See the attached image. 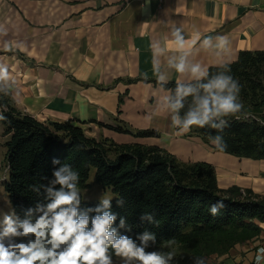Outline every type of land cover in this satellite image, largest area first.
Listing matches in <instances>:
<instances>
[{
	"label": "crops",
	"instance_id": "obj_1",
	"mask_svg": "<svg viewBox=\"0 0 264 264\" xmlns=\"http://www.w3.org/2000/svg\"><path fill=\"white\" fill-rule=\"evenodd\" d=\"M175 28L186 40L199 36L191 61L207 69L228 64L240 51H264V0H0V83L17 108L38 121L74 120L97 140L157 146L180 161L211 164L219 188L264 194V159L216 151L172 127L161 108L169 90L151 82L157 80L153 46L167 45L158 59L168 81L190 79L167 68V59L178 54ZM218 36L227 38L226 46H201ZM97 122H123L158 136L135 137ZM261 228L258 237L204 264H254L264 247V223Z\"/></svg>",
	"mask_w": 264,
	"mask_h": 264
},
{
	"label": "trees",
	"instance_id": "obj_2",
	"mask_svg": "<svg viewBox=\"0 0 264 264\" xmlns=\"http://www.w3.org/2000/svg\"><path fill=\"white\" fill-rule=\"evenodd\" d=\"M225 65L230 69L228 74L241 86L242 111L238 118H227L229 124L222 132L195 126L191 131L216 151L219 150L209 137L219 134L227 143L224 153L264 159V51H240L235 61L209 67V74L223 71ZM151 82L160 86L157 80ZM175 85L176 82L168 81L162 88L170 93ZM186 110L187 105L182 114ZM0 117L3 135L7 137L3 160L8 178L3 188L13 213L20 219L38 203H47L44 186L53 179L55 170L68 163L79 172V189L86 187L93 169L95 181L115 194L111 211L117 214L113 227L118 234L127 235L139 244V234L145 230L155 233L156 243L150 241L146 251L174 250L175 258L170 264H192L194 257L205 260L223 255L261 232L264 194L235 185L219 188L215 169L209 163L183 162L157 146L117 144L107 138L97 140L87 136L74 120L38 121L16 107L9 90L1 83ZM97 124L135 137L158 136L155 130H132L123 122L115 126ZM54 159L60 163L54 164ZM119 198L124 200L123 207L117 206ZM218 200H223L226 207L213 217L209 207ZM98 204L81 198L80 210ZM144 212L153 215V223L141 221ZM120 217L126 220L124 228L119 227ZM173 238L177 243L172 249L163 246Z\"/></svg>",
	"mask_w": 264,
	"mask_h": 264
},
{
	"label": "clouds",
	"instance_id": "obj_3",
	"mask_svg": "<svg viewBox=\"0 0 264 264\" xmlns=\"http://www.w3.org/2000/svg\"><path fill=\"white\" fill-rule=\"evenodd\" d=\"M172 37L178 54L167 59V68L188 74L190 79L188 82L177 80L174 90L163 97L161 108L170 114L172 127L180 133H188L194 126L222 132L229 124L227 118H238L237 114L244 107L239 99V82L228 74L230 69L226 65L223 71L210 75L201 63L189 59L192 47L199 40L198 35L186 40L182 29L175 28ZM213 40L217 41L215 45ZM227 43L223 36L206 37L201 46L220 48ZM166 48L167 45L153 46V71L161 87L168 83V77L161 71L158 57ZM0 75H4L3 69H0ZM186 105L187 110L182 114ZM209 139L220 152L226 150L227 143L222 135ZM53 163L60 161L54 159ZM52 176L53 179L44 186L47 203H38L35 209H28L23 219L14 213L3 215L0 264H113L112 253L120 257L123 264H170L173 261L174 250L146 251L150 241L156 243L153 232L145 230L139 234V244L127 235L118 234V229L113 227L117 214L111 211V199L103 198L97 206L81 211L80 175L68 163L55 170ZM116 203L123 207V198L117 199ZM225 207L223 200H218L209 207V212L215 217ZM93 212L95 215L90 216ZM140 219L153 223V215L149 212H144ZM125 225V218L120 217L119 227ZM176 243L173 238L163 246L172 249ZM192 264H204V260L194 257ZM254 264H264V247L256 251Z\"/></svg>",
	"mask_w": 264,
	"mask_h": 264
},
{
	"label": "rangeland",
	"instance_id": "obj_4",
	"mask_svg": "<svg viewBox=\"0 0 264 264\" xmlns=\"http://www.w3.org/2000/svg\"><path fill=\"white\" fill-rule=\"evenodd\" d=\"M189 135H195V134L194 132L189 131ZM6 138L7 137L3 135V126L0 123V221H2L4 214H13V211L11 209V206L7 198V194L5 193L3 188L4 182L8 178V167L3 160L4 152H5L4 142ZM80 192H81L82 200L90 201L94 203L95 202L99 203L100 200L103 198L112 199L115 196V194L109 188H103L101 187L100 184H98L95 181L93 169H91L89 172L86 181V187L80 189ZM112 259H113V264H123L122 259L120 257L115 256V254L112 255Z\"/></svg>",
	"mask_w": 264,
	"mask_h": 264
}]
</instances>
